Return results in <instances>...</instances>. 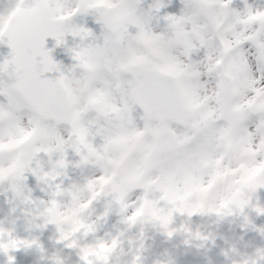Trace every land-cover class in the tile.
<instances>
[{"label":"snow or ice","instance_id":"6c2138e0","mask_svg":"<svg viewBox=\"0 0 264 264\" xmlns=\"http://www.w3.org/2000/svg\"><path fill=\"white\" fill-rule=\"evenodd\" d=\"M144 3L0 0V187L13 193L9 204L37 206L42 223L34 227L41 233L51 227L57 246L49 254L39 236L21 238L0 221L6 264H17L13 253L32 249L44 264H67L61 247L74 251L79 264H111L112 254L121 264V238L142 253L149 227L201 248L215 241L191 228L197 215L217 222L239 217L242 229L264 237V225L253 219L264 217V86H258L264 84V12L254 15L246 2L242 13L224 0H181L180 14H165L157 31L152 13L161 12L164 0H152L147 10ZM86 17L99 35L79 22ZM257 22L260 30L252 33L248 26ZM199 53L209 75L216 74L211 96L193 59ZM62 130L73 137L75 166L101 174L83 176L79 191L57 184L52 199L37 201L31 189L25 192L29 174L38 184L71 179ZM134 192L141 197L132 204ZM61 198L70 216L60 211ZM98 200L103 219L115 210L125 226L110 242L96 235L88 217L90 209L97 214ZM177 215L188 219L177 222ZM132 229L137 234L128 236ZM223 255L239 257L231 264H264V247L242 254L232 246ZM133 264H140L139 255Z\"/></svg>","mask_w":264,"mask_h":264},{"label":"rangeland","instance_id":"374dc122","mask_svg":"<svg viewBox=\"0 0 264 264\" xmlns=\"http://www.w3.org/2000/svg\"><path fill=\"white\" fill-rule=\"evenodd\" d=\"M241 4H244V0H239ZM165 7L161 10L158 16L154 17L151 23H159L161 29L165 26L163 16L167 13L180 14V10L183 7L181 0H164ZM253 0H247V4L251 5ZM236 10L241 11L240 8ZM80 23H86L88 27L92 28L97 35H99L100 28L96 25L91 17L82 18ZM62 59L66 64L71 63L70 59L63 55ZM77 157L70 153L68 155L69 161H75ZM69 177H72L71 171L68 172ZM93 175V172L89 169L84 170L83 176ZM83 176L80 179H83ZM28 189H31V195L33 199L47 201L46 194L41 191L40 184L37 183L35 177L28 175V179L25 181ZM11 196L8 191H5L4 187H0V209L4 211L0 212V221H3L5 227H14L16 234L21 238H31L27 231V219L24 214V205L16 206L17 202L9 204ZM259 198L264 203V190L259 193ZM15 207L16 211L11 212V209ZM104 206L99 203L97 205V214L102 212ZM255 223L260 226L264 225V217H256L253 214ZM120 216L117 213L112 212L109 217L106 218L103 229H99L96 235L105 233H115L117 227L121 224ZM242 220L239 217H229L222 221L217 222L215 219L207 220L205 218L193 217V224L195 227L201 228L204 233L209 231L213 232L214 243L210 240L205 243L204 247L197 248L193 245H185L183 243V236L177 235L172 239H168L158 231L148 229L146 231L145 238V251H144V264H153V261L160 255L167 253L173 264H231V259H239V257L226 258L223 253L225 250H229L232 246H235L242 254L251 253L256 247H264V237H261L259 233L248 229L241 228ZM51 228V227H50ZM137 231L133 232L136 235ZM41 242L44 244L48 252L54 250L57 246L53 243L54 230H46L43 233H38ZM91 239V237H90ZM149 239V240H147ZM34 257H40V254L35 250H21L16 253L17 264H32ZM76 264H79L78 257H75ZM2 264V262H0Z\"/></svg>","mask_w":264,"mask_h":264},{"label":"clouds","instance_id":"9594fccd","mask_svg":"<svg viewBox=\"0 0 264 264\" xmlns=\"http://www.w3.org/2000/svg\"><path fill=\"white\" fill-rule=\"evenodd\" d=\"M245 2L247 3V0H244V4H241L239 2V0H224V3L229 8H232V9L240 8L242 13L244 12V9H245ZM151 3H152V0H145V3L143 5V10H147L148 6ZM250 6L253 9V14L254 15L256 14V12H264V0H253V3ZM158 15H159V13H152L153 18L158 16ZM152 27L155 30H157V31H159L161 29V25L159 23H152ZM248 27H249V29H250V31L252 33L258 32L260 30L259 22L255 23V24H252V25H249ZM240 31H243V28H241ZM205 36L207 37V39L209 41V44H211V34L206 32ZM195 46H196V48L200 47L198 42H196ZM178 55L180 56V58L185 63H190L191 62V61H189L188 57L183 56L182 53H178ZM217 55H220V53H217ZM193 59L200 61V63L198 64V70L201 73L200 83L202 85L206 86L207 95L211 96L213 94L214 89H215V75L216 74H213L211 76L209 75L208 62L204 59L203 53L194 54ZM249 59H250L251 65H252V73H253V75L255 76V78L257 80H260L262 73L257 68L255 60L252 59L251 52H250ZM258 86H264V84H261V85H258ZM199 91H200L201 94H203L204 93V88H200ZM211 106H212L213 109L218 111L219 105H217L215 102H213ZM254 124H255V119L250 121V127H252L253 131L255 130L254 129ZM93 130L95 131V129H93ZM62 131H63L64 140H65V145L68 148L69 154H70V153H72L71 149H72L73 137L71 136V134L67 130H62ZM45 167L46 168H50L51 167L50 165H48L47 160H45ZM89 170H91L93 172V174L96 175V176H99L101 174L98 169H91L90 168ZM69 171H71V173H72V177H71L70 180L65 179L64 176L61 175L59 178H57L55 180L49 179V181L47 183H41L40 184L41 191L46 194L47 200H50V199L53 198L52 194H53L54 191H56V185L57 184H61L64 187L75 186V190L79 191V184L81 182L80 177L83 176L84 170L81 169V168L76 167L75 164H74V161H70L68 172ZM7 187H8L7 184H5L4 185V189H7ZM101 190H102V186L101 185H97V192H100ZM8 194L11 197H13V193L11 191H8ZM81 196H83L82 193H81ZM140 197H141V193L140 192H134V193H132L129 196V202L132 203V204H135V203H137L140 200ZM15 202H17V204H16L17 207H19L20 205H23V204H21L19 202V199H16ZM60 202H61V205H62L60 211L65 213L66 215L70 216L71 213H70V210H69V203L66 200H64L63 198H61ZM84 202H87V201H84ZM100 202L101 201L98 200L97 203L95 204L94 207H95L96 210H97V205ZM25 207H27V209H28V215L26 216L28 235L30 237L38 236V233H41V232L39 230L35 229L34 225L37 224V223H42V221L40 220L39 212L37 210V206L36 205H27ZM102 212H100L99 214H94L91 209L88 210L89 220L92 223L96 224L97 227L99 229H101V230L103 229V225H104V222L106 220V219L102 218ZM130 213H131V210H129V214ZM193 217L190 220V224H191V228L193 230H196L199 227H195L194 226ZM197 217L205 218V219L210 220V221L213 220V219L216 220V218L214 216L210 217V216H199V215H197ZM187 219H188L187 217H181L179 215H177V217H176L177 222H180L181 220H187ZM29 221L31 223H29ZM124 227L125 226L123 224H120L117 227V229H116L114 234L111 233V232L105 233V234L99 235V238L107 240V241L110 242L112 237L118 235L119 231L121 229H123ZM148 229L157 231L156 229H154L152 227H149ZM47 230H51V228L49 227ZM199 230L201 232H204L201 228H199ZM134 231H137V229H132L131 231H129L127 233V235L128 236H134L133 235ZM208 233L213 235L212 231H209ZM121 241H122L123 249L126 252V255H124L123 257L120 258L121 264H133L134 255H139L140 256V264H144L145 245H144V251L142 253H139V252L133 253L132 246L127 243V236L122 237ZM81 242H84L83 238H81ZM197 243H199V242L198 241H193L192 245L196 246ZM55 250H56V248L54 250L50 251L49 254H51ZM60 250H61L62 254L65 257L67 264H76V261H75L76 254H75L74 251H68L66 249H63L62 247H61ZM13 255L16 256V253H13ZM0 262H2V264H6V258L4 256H0ZM157 262H159V264H173V261H172L171 257L167 253H164V254L160 255L159 257H157L153 261V264H157ZM32 264H44V262L41 261L40 257H34L33 261H32ZM111 264H117V256H116V254H112Z\"/></svg>","mask_w":264,"mask_h":264},{"label":"water","instance_id":"95a60500","mask_svg":"<svg viewBox=\"0 0 264 264\" xmlns=\"http://www.w3.org/2000/svg\"><path fill=\"white\" fill-rule=\"evenodd\" d=\"M103 202V201H102ZM104 203V202H103Z\"/></svg>","mask_w":264,"mask_h":264}]
</instances>
